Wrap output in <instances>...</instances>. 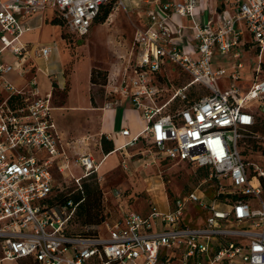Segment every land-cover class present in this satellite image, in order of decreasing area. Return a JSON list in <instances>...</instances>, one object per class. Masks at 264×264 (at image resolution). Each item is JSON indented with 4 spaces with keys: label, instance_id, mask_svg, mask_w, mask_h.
<instances>
[{
    "label": "built area",
    "instance_id": "obj_1",
    "mask_svg": "<svg viewBox=\"0 0 264 264\" xmlns=\"http://www.w3.org/2000/svg\"><path fill=\"white\" fill-rule=\"evenodd\" d=\"M107 1L0 0V262L264 264V131L255 129L264 115V0H223L208 12L199 0L146 1L130 56L104 85L105 108L129 99L146 121L118 149L145 141L151 156L204 174L180 197L165 194L164 208L150 201L145 212L130 208L115 188L117 216L105 217L95 236L67 232L74 204L51 196L54 173H64L69 159L52 91L41 92L35 63L57 44L29 46L22 37L32 29L30 19L47 10L65 32L85 36ZM174 15L188 19L186 25ZM252 44L259 65L249 87L221 89L218 78L227 70L213 65L215 55L234 59L230 76L237 80L239 46ZM171 68L190 79L176 89L160 84ZM192 90L205 93L189 98ZM118 133L129 136L124 126ZM76 164V182L100 166L90 153Z\"/></svg>",
    "mask_w": 264,
    "mask_h": 264
},
{
    "label": "rangeland",
    "instance_id": "obj_2",
    "mask_svg": "<svg viewBox=\"0 0 264 264\" xmlns=\"http://www.w3.org/2000/svg\"><path fill=\"white\" fill-rule=\"evenodd\" d=\"M112 3L111 12L105 21H95L85 36L80 37L67 32L65 34V29L60 28L61 36L65 39L63 42H57V51L63 58V71L55 78L58 83L50 78L52 104L56 107L53 114L69 159V168L64 173H54L55 182L51 197L55 201L59 197H70L80 192L83 184L97 186L101 193L98 216L102 220L118 214V202L111 194L115 188L124 193V200H127L130 208L145 212L150 201L159 208H164L165 194L169 199L174 196L180 197L187 189L199 182L204 174L203 171L192 170L182 162L151 156L153 149L145 141L126 146L125 152H113L115 154L108 157L106 162L103 161L97 123L100 113L110 98L105 84L102 86L90 83L88 73L92 67L98 68L106 73L107 80V75L110 76L113 71H117L126 63L130 56L134 30L140 25V21H143L140 14L145 10L142 4L125 6L119 0H113ZM56 35H58L56 29L46 26L35 32L33 36L41 42H48ZM239 52L238 60L243 63V67L237 70L239 75L237 80H233L230 76L233 71L230 65L234 59L220 54L214 57L213 65L224 66L227 70L226 74L218 78L221 89L229 88L234 84L245 91L253 81L254 70L259 65L257 48L253 44L249 48L239 46ZM262 59L264 60V52ZM40 64L44 66L42 62ZM261 69L264 72V63ZM167 71L168 78L158 79L160 84L167 83L169 87L173 85L176 89L190 79V76L182 74L178 69L171 68ZM99 77L98 81H101V75ZM198 86L201 84L196 85ZM44 87L47 89L48 85L45 84ZM163 93V98L166 99L171 91ZM203 93L205 91L192 90L189 98ZM144 101L148 100L144 99ZM122 106L121 108L129 107L140 111L130 101ZM255 129L264 131V115L257 116ZM248 144H254V141L249 140ZM147 149L150 151L148 152ZM81 153H90L102 167L100 165L97 173L92 177L82 178L76 182L75 178L81 174V168L76 164ZM252 158L255 159V155ZM208 194L211 195V192ZM261 198L264 199V188ZM99 228H102V223L82 224V217L77 216L75 212L67 225V231L77 233L97 231ZM0 263L34 264L30 259L25 258L16 261L3 260Z\"/></svg>",
    "mask_w": 264,
    "mask_h": 264
},
{
    "label": "crops",
    "instance_id": "obj_3",
    "mask_svg": "<svg viewBox=\"0 0 264 264\" xmlns=\"http://www.w3.org/2000/svg\"><path fill=\"white\" fill-rule=\"evenodd\" d=\"M121 1L125 6L126 5L131 6L132 4H134L132 6H139L142 4L143 8L144 7L146 8L148 6L146 3V1L148 0H124V1L121 0ZM222 2L223 0H199V6L200 8L205 9V11L208 12L210 9L220 6ZM50 17H51V12L47 10L42 15L35 16L32 19H30L29 25L32 27V29L23 34L22 37L23 41L26 42L29 46L39 45V44L46 45L51 42H56V44L58 45L57 42L59 41L63 42L64 38H62L60 33V28H61L60 25L53 24L50 20L51 19ZM174 19L179 23H183L184 25H186L188 21V19L179 17L177 15H174ZM46 26H52L54 30L56 29V34L58 33V35L53 37L48 42H41L33 35L35 34V32L39 31L42 27H46ZM139 26H143V21H140ZM184 35L185 37L189 38L188 36L189 31L185 29ZM41 62L44 64V66H41L40 64ZM35 63L39 67V70H37L36 72V76L39 83H41L40 84L41 92L44 93L47 91H51L52 89H51L50 78H53L55 80L56 76L63 71V58L61 57L60 54H58V51L56 50L49 53L47 57H41L36 59ZM89 74H90V70L88 73V80H89ZM56 83L58 82L56 81ZM45 84L48 85L47 89L46 87L43 88V85ZM129 101H130L129 99H125L123 101V104L128 103ZM121 106L104 108L99 116V120L97 123L99 138L102 134H104L106 137L111 138L114 143L113 151L107 154L103 153L104 155L103 161H105L106 159H108V157H110L111 155L115 154L118 151L120 153L125 152L126 146L124 147V149L120 148L121 150H119L118 148L121 147L126 140L133 139L134 137L139 135V133L144 129L146 125V121L144 120L141 111H135L129 107L121 108ZM123 126L127 127L129 130V136H127L126 138L122 137L118 133ZM100 167H102V165Z\"/></svg>",
    "mask_w": 264,
    "mask_h": 264
},
{
    "label": "trees",
    "instance_id": "obj_4",
    "mask_svg": "<svg viewBox=\"0 0 264 264\" xmlns=\"http://www.w3.org/2000/svg\"><path fill=\"white\" fill-rule=\"evenodd\" d=\"M113 0H108L101 8L99 15L95 19L97 22H103L108 17L109 13L111 12ZM53 24L61 25L60 21L53 18L51 20ZM66 34V32H65ZM63 34V35H65ZM66 37V35L64 36ZM65 39V38H64ZM101 75V81L99 80V76ZM89 81L92 84H101L102 86L106 82V73L102 72L100 69L92 67L90 69L89 74ZM100 145L101 151L104 154H107L114 150V143L111 138L106 137L104 134L100 136ZM93 176V175H92ZM91 176V177H92ZM100 189L97 186H91L88 184H83V188L80 192H77L70 197H59L56 201L67 203L68 200H71L74 204V212L77 216L82 217V224L84 225H96L102 223V219L98 216L99 213V206H100ZM73 234H78L82 236H95L97 231H86L83 233L77 232H69ZM24 259V258H21ZM25 259H30L34 264H38L33 258L25 257ZM20 260V259H19Z\"/></svg>",
    "mask_w": 264,
    "mask_h": 264
},
{
    "label": "bare ground",
    "instance_id": "obj_5",
    "mask_svg": "<svg viewBox=\"0 0 264 264\" xmlns=\"http://www.w3.org/2000/svg\"><path fill=\"white\" fill-rule=\"evenodd\" d=\"M113 153V152H112Z\"/></svg>",
    "mask_w": 264,
    "mask_h": 264
}]
</instances>
